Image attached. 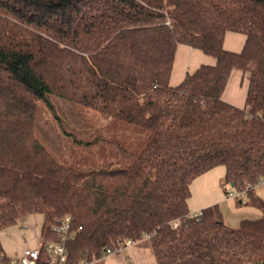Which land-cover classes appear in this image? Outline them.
Returning a JSON list of instances; mask_svg holds the SVG:
<instances>
[{"label":"trees","instance_id":"16d2710c","mask_svg":"<svg viewBox=\"0 0 264 264\" xmlns=\"http://www.w3.org/2000/svg\"><path fill=\"white\" fill-rule=\"evenodd\" d=\"M228 31L246 36L242 50L225 48ZM179 44L216 62L171 85ZM235 68L250 76L244 107L223 98ZM56 97L148 130L119 147L132 165L60 161L36 128ZM219 165L228 193L260 217L232 227L218 204L193 216V180ZM262 181L264 0H0V231L35 212L44 242L58 241L53 225L70 214L68 264L146 236L156 264H264ZM0 256L10 262L1 239ZM47 258L44 248L39 264Z\"/></svg>","mask_w":264,"mask_h":264},{"label":"crops","instance_id":"0c3cea01","mask_svg":"<svg viewBox=\"0 0 264 264\" xmlns=\"http://www.w3.org/2000/svg\"><path fill=\"white\" fill-rule=\"evenodd\" d=\"M245 41L246 36L243 33L228 31L224 39V46L228 50L240 51ZM215 62L216 58L203 50L187 44H179L176 49L170 84L178 85L185 78L187 72L195 70L202 64H214ZM249 83L250 76L248 73H244L238 68L233 69L223 92V98L236 106L244 107L246 105ZM225 174V166L219 165L193 180L191 196L188 200L190 211H199L205 207L218 204L225 221L232 227H238L245 218L260 217L261 211L260 213L251 211L250 207L252 205L239 203L238 196L230 194V192L237 193L234 189H231L228 194L223 184ZM260 187L264 189V186H259V184L256 185L255 189L263 197L259 190ZM43 223L44 216L42 214L31 212L20 219L16 226L8 230L9 236L6 235L4 239L0 237L7 256L13 257L16 253L13 241L11 243V241L7 240L9 238H20V233L26 239V247H29V245L32 247L37 246L38 240L42 236ZM144 238L126 248L127 253L123 250L124 252L112 254L102 264H156V257L150 241L145 242Z\"/></svg>","mask_w":264,"mask_h":264},{"label":"rangeland","instance_id":"374dc122","mask_svg":"<svg viewBox=\"0 0 264 264\" xmlns=\"http://www.w3.org/2000/svg\"><path fill=\"white\" fill-rule=\"evenodd\" d=\"M51 103L54 106L43 103L40 106L36 126L37 133L60 161L77 171L101 169L107 167V162L120 159H125L126 165L131 166L130 156L132 153L130 151L125 153L119 147L129 146L130 143L126 141L130 140L131 136L133 137V147H136L139 141H146L148 130H145L143 134L132 132L133 129L130 128L126 129L123 123L121 126L112 125L111 118L105 114L82 104L71 103L57 97L53 98ZM133 147L130 146L128 149H134ZM259 186L263 187L264 181L260 182ZM259 190L264 197V189L260 187ZM250 210L260 213V209L255 206H251ZM17 223L2 229L0 237L4 239L6 235L9 236L8 230L16 226ZM19 236L20 238L7 240L11 243L13 241L16 249V253L11 258L18 257L26 247V239L23 234L20 233ZM148 240L149 237L146 236L144 241ZM29 247L32 246L29 245ZM124 251L126 252L127 249ZM107 257L94 259L90 264H102Z\"/></svg>","mask_w":264,"mask_h":264},{"label":"built area","instance_id":"2783aa9c","mask_svg":"<svg viewBox=\"0 0 264 264\" xmlns=\"http://www.w3.org/2000/svg\"><path fill=\"white\" fill-rule=\"evenodd\" d=\"M231 195L237 196L238 194L230 192ZM193 216L196 219L200 218L201 211L192 212ZM82 226L78 227L80 230ZM53 230L60 234L61 239L58 241L50 240L44 242L43 236H40L38 244L35 247H26L22 253L16 257L11 258L9 263H5L4 257L0 256V264H39L42 250L45 248L49 254L47 258V264H68L69 248L68 241L69 239L74 238L76 230L73 227V220L70 214H66L63 218L60 219L57 223L53 225ZM136 241L132 239H125L119 244L112 247H108L105 250L104 256H110L115 253L122 252L124 249L133 245ZM80 264H90V262L83 261Z\"/></svg>","mask_w":264,"mask_h":264}]
</instances>
